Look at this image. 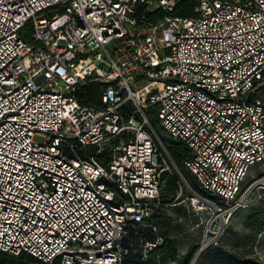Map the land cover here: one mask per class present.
<instances>
[{
	"label": "built area",
	"instance_id": "1",
	"mask_svg": "<svg viewBox=\"0 0 264 264\" xmlns=\"http://www.w3.org/2000/svg\"><path fill=\"white\" fill-rule=\"evenodd\" d=\"M180 1L0 0V252L144 264L163 247V192L187 182L151 108L210 196L191 207L221 221L200 251L264 188L246 181L264 162V0H199L191 18ZM90 84L99 106L79 97Z\"/></svg>",
	"mask_w": 264,
	"mask_h": 264
},
{
	"label": "rangeland",
	"instance_id": "2",
	"mask_svg": "<svg viewBox=\"0 0 264 264\" xmlns=\"http://www.w3.org/2000/svg\"><path fill=\"white\" fill-rule=\"evenodd\" d=\"M256 97L264 104V83L257 90ZM151 119L157 123V115L151 116ZM154 129L169 148L167 143L170 137L158 127L154 126ZM44 140L40 135L34 137L35 142L43 143ZM178 167L186 177L187 173L180 166ZM260 177H264V162L251 167L246 180L247 185ZM190 178L192 179L191 176ZM191 186L188 180L187 184L183 185V191L178 188L174 198L178 205L165 209L157 219L159 232L165 239L166 248L177 254L175 264H192L193 259L202 249L201 243L206 239V233L209 230L217 233L221 226L216 210L198 212L191 207L189 200L194 192ZM178 195L180 196L177 197ZM261 204H264V188L262 187L253 192L248 208L238 211L231 217L225 225V230L219 233L218 245L202 252L196 264H231V257L264 264V229L259 231L255 226L248 224L252 209ZM212 236L213 234L209 235L208 239L210 240ZM153 258L157 259L155 256ZM164 264H172V262L166 261Z\"/></svg>",
	"mask_w": 264,
	"mask_h": 264
},
{
	"label": "trees",
	"instance_id": "3",
	"mask_svg": "<svg viewBox=\"0 0 264 264\" xmlns=\"http://www.w3.org/2000/svg\"><path fill=\"white\" fill-rule=\"evenodd\" d=\"M199 0H181L175 9L174 16L179 18H191L194 16V10L198 6ZM79 97L83 98L84 101L82 102L86 106L94 107L99 106L100 104V98H101V88L98 84H90L88 86H85L80 92ZM133 109L132 107H127L124 111V114L127 115V117L132 113ZM148 115L154 116L156 115V109L151 108L148 111ZM153 127H158V124L156 122H152ZM159 128V127H158ZM168 150L169 154H171V157L173 161L175 162V165L179 169L178 166H180L184 172L187 173V176L180 171L182 174V177L186 180H190V184L192 185V189L194 192L198 194H202L205 197H210L207 193L201 190L199 184L197 183L195 177L185 168L184 161L185 159L190 155L188 152V149L181 144L180 142H176L173 140H168ZM192 177V179L190 178ZM182 183V179L179 176H176L173 178L168 185L166 186L164 192H163V203L165 204H176L174 203L176 200L174 199L177 195V189L179 188V185ZM163 211L159 212L158 216L155 219V224L158 227V217L161 216L160 214ZM248 224L250 226H255V228L264 229V204H261L259 207H254L252 209V214L248 219ZM159 235L162 236L159 232ZM258 235V234H257ZM256 237V235H255ZM250 239V238H249ZM148 240L151 242L154 240V237L148 238ZM165 241V239H164ZM166 242L164 243L163 247H160L152 252H150L146 262L144 264H164V262L169 261L172 262V264L176 263V257L177 254L175 251L166 248ZM153 256L157 257V259L153 258ZM136 259L141 261V257L137 256ZM163 259V261H161ZM0 264H43L39 260L35 259L34 257L28 255V254H22L18 257L10 256L9 254L0 252ZM231 264H258L253 260H244V259H237L234 257H231Z\"/></svg>",
	"mask_w": 264,
	"mask_h": 264
},
{
	"label": "water",
	"instance_id": "4",
	"mask_svg": "<svg viewBox=\"0 0 264 264\" xmlns=\"http://www.w3.org/2000/svg\"><path fill=\"white\" fill-rule=\"evenodd\" d=\"M258 188H260V185L257 184L254 188L253 191L257 190ZM202 254V251H199V253L197 254V257H195L192 261V264H196L195 262L197 261V258Z\"/></svg>",
	"mask_w": 264,
	"mask_h": 264
},
{
	"label": "bare ground",
	"instance_id": "5",
	"mask_svg": "<svg viewBox=\"0 0 264 264\" xmlns=\"http://www.w3.org/2000/svg\"><path fill=\"white\" fill-rule=\"evenodd\" d=\"M196 263V262H195Z\"/></svg>",
	"mask_w": 264,
	"mask_h": 264
}]
</instances>
